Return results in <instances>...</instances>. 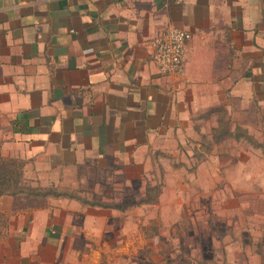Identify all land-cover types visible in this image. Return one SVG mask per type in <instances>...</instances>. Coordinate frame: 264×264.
Here are the masks:
<instances>
[{
	"label": "crops",
	"instance_id": "crops-1",
	"mask_svg": "<svg viewBox=\"0 0 264 264\" xmlns=\"http://www.w3.org/2000/svg\"><path fill=\"white\" fill-rule=\"evenodd\" d=\"M173 26L189 38L164 74L150 40ZM224 94L264 114V0H0V159L53 193L11 213L0 264H59L63 241L121 208L85 196L102 175L129 179L190 99Z\"/></svg>",
	"mask_w": 264,
	"mask_h": 264
},
{
	"label": "rangeland",
	"instance_id": "rangeland-1",
	"mask_svg": "<svg viewBox=\"0 0 264 264\" xmlns=\"http://www.w3.org/2000/svg\"><path fill=\"white\" fill-rule=\"evenodd\" d=\"M189 102L129 179L105 172L85 194L121 208L63 241L59 264H264V114L234 94ZM33 189L0 195V235L14 210L53 195Z\"/></svg>",
	"mask_w": 264,
	"mask_h": 264
},
{
	"label": "built area",
	"instance_id": "built-area-1",
	"mask_svg": "<svg viewBox=\"0 0 264 264\" xmlns=\"http://www.w3.org/2000/svg\"><path fill=\"white\" fill-rule=\"evenodd\" d=\"M183 0H174L180 3ZM189 33L179 27H170L150 40L152 60L164 74H178L184 62L186 41Z\"/></svg>",
	"mask_w": 264,
	"mask_h": 264
},
{
	"label": "trees",
	"instance_id": "trees-1",
	"mask_svg": "<svg viewBox=\"0 0 264 264\" xmlns=\"http://www.w3.org/2000/svg\"><path fill=\"white\" fill-rule=\"evenodd\" d=\"M21 169L22 164L18 161L0 159V195L23 194L32 191V188L24 187Z\"/></svg>",
	"mask_w": 264,
	"mask_h": 264
}]
</instances>
